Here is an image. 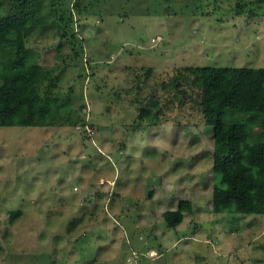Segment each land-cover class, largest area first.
I'll return each mask as SVG.
<instances>
[{
	"label": "rangeland",
	"instance_id": "rangeland-1",
	"mask_svg": "<svg viewBox=\"0 0 264 264\" xmlns=\"http://www.w3.org/2000/svg\"><path fill=\"white\" fill-rule=\"evenodd\" d=\"M40 1L26 45L73 111L0 125V264H264V213L212 210L228 146L196 89L167 83L190 65L264 66V0ZM150 97L172 100L164 122L137 118Z\"/></svg>",
	"mask_w": 264,
	"mask_h": 264
},
{
	"label": "trees",
	"instance_id": "trees-1",
	"mask_svg": "<svg viewBox=\"0 0 264 264\" xmlns=\"http://www.w3.org/2000/svg\"><path fill=\"white\" fill-rule=\"evenodd\" d=\"M12 2L4 10L0 0V125L53 124L70 116L73 107L70 95L56 89L58 75L39 63V54L26 45L30 31L44 27L41 1ZM167 83L179 93L186 86L196 89L201 121L228 146V152L213 161L212 210L264 213V66L190 65ZM147 100L136 109L137 118L147 125L164 122L163 104L172 100L162 105L156 98ZM79 121L76 116L67 123L75 126ZM256 126L261 127L259 133H254ZM189 210L190 201L181 199L162 216L175 227ZM18 213L13 211L11 218Z\"/></svg>",
	"mask_w": 264,
	"mask_h": 264
},
{
	"label": "bare ground",
	"instance_id": "bare-ground-1",
	"mask_svg": "<svg viewBox=\"0 0 264 264\" xmlns=\"http://www.w3.org/2000/svg\"><path fill=\"white\" fill-rule=\"evenodd\" d=\"M156 254V253H155Z\"/></svg>",
	"mask_w": 264,
	"mask_h": 264
}]
</instances>
